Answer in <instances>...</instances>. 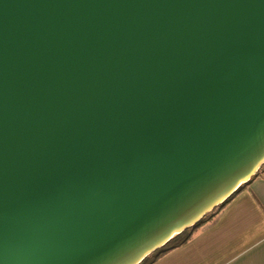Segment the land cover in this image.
I'll return each mask as SVG.
<instances>
[{"label": "water", "instance_id": "95a60500", "mask_svg": "<svg viewBox=\"0 0 264 264\" xmlns=\"http://www.w3.org/2000/svg\"><path fill=\"white\" fill-rule=\"evenodd\" d=\"M263 165L264 0H0V264H141Z\"/></svg>", "mask_w": 264, "mask_h": 264}, {"label": "crops", "instance_id": "0c3cea01", "mask_svg": "<svg viewBox=\"0 0 264 264\" xmlns=\"http://www.w3.org/2000/svg\"><path fill=\"white\" fill-rule=\"evenodd\" d=\"M152 264H264V172Z\"/></svg>", "mask_w": 264, "mask_h": 264}, {"label": "trees", "instance_id": "16d2710c", "mask_svg": "<svg viewBox=\"0 0 264 264\" xmlns=\"http://www.w3.org/2000/svg\"><path fill=\"white\" fill-rule=\"evenodd\" d=\"M260 172H264V165L261 168ZM244 189V187H240L236 193H234L226 202L225 205L228 204L230 201H232V199L234 197H236L242 190ZM218 209H215L211 214H208L201 222H199L196 226H194L193 228L187 229L186 231H184L183 233H181L180 235L174 237L166 246H164L163 248L157 250L156 252H154L153 254H151L150 256H148L141 264H152L154 263L158 258H160L163 254H165L166 252L178 248L184 244H186L193 236V234L195 233V231L202 226L204 223H206L207 221L211 220L213 217V214L217 211Z\"/></svg>", "mask_w": 264, "mask_h": 264}, {"label": "rangeland", "instance_id": "374dc122", "mask_svg": "<svg viewBox=\"0 0 264 264\" xmlns=\"http://www.w3.org/2000/svg\"><path fill=\"white\" fill-rule=\"evenodd\" d=\"M262 173V172H261Z\"/></svg>", "mask_w": 264, "mask_h": 264}]
</instances>
